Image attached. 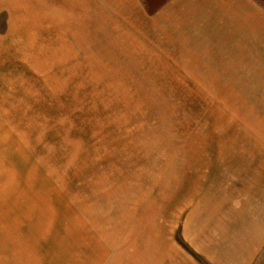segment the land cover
Segmentation results:
<instances>
[{
  "label": "rangeland",
  "instance_id": "1",
  "mask_svg": "<svg viewBox=\"0 0 264 264\" xmlns=\"http://www.w3.org/2000/svg\"><path fill=\"white\" fill-rule=\"evenodd\" d=\"M246 192L264 0H0V264H231Z\"/></svg>",
  "mask_w": 264,
  "mask_h": 264
},
{
  "label": "crops",
  "instance_id": "2",
  "mask_svg": "<svg viewBox=\"0 0 264 264\" xmlns=\"http://www.w3.org/2000/svg\"><path fill=\"white\" fill-rule=\"evenodd\" d=\"M244 195H247L242 197L246 201L234 197V257L231 264H256L264 247V202L262 207L259 206V212L254 203L248 201L250 193ZM15 221L21 222L17 218Z\"/></svg>",
  "mask_w": 264,
  "mask_h": 264
}]
</instances>
